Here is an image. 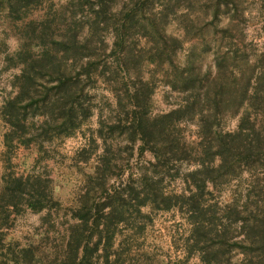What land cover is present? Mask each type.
Returning a JSON list of instances; mask_svg holds the SVG:
<instances>
[{"label":"rangeland","instance_id":"374dc122","mask_svg":"<svg viewBox=\"0 0 264 264\" xmlns=\"http://www.w3.org/2000/svg\"><path fill=\"white\" fill-rule=\"evenodd\" d=\"M216 57L238 91L211 130L241 129L252 154L188 199L196 161L157 163L131 124L159 131L171 115L198 142L197 116L178 110ZM262 73L264 0H0V264L30 246L52 264L75 226L89 247L101 236L97 264H264ZM143 182L164 197L119 207Z\"/></svg>","mask_w":264,"mask_h":264},{"label":"trees","instance_id":"16d2710c","mask_svg":"<svg viewBox=\"0 0 264 264\" xmlns=\"http://www.w3.org/2000/svg\"><path fill=\"white\" fill-rule=\"evenodd\" d=\"M123 44H125V40L122 37L118 38V42L115 44L116 49L123 50ZM174 53V49L168 50L167 63L169 67L173 66L172 57ZM126 58L127 52L123 54L121 63H117V68L123 69L122 72L125 77L130 72L127 62L124 61ZM225 68H227L226 61L222 57H216V69L214 72L211 70L207 71L198 87H195L196 83H194L191 76H188L184 83V90L189 91L190 95L185 104L182 105V111L178 110V112L182 118L197 116L200 127L198 128L197 135V139L199 140L195 144H190L183 138L179 130L175 128L176 126L171 115H165L162 118V120H165V125L159 131L155 130L156 127L143 126L141 119H135L131 124L132 127L136 128L134 131L135 136L140 137L143 144L149 145L152 144L151 142H154L149 147L155 149L157 163H169L188 159L196 161L195 163H197L198 168L189 174V180L193 189L191 198L188 199H193L200 196L199 193H204L209 183L213 184L219 178H226L234 159L240 157L242 160V158H248L252 154V150L250 149L253 147H251L250 143H244L245 136H243L241 129H237L233 133L221 134L213 132L210 127V120L217 118L227 111V106L233 101V96L238 91L234 81L223 82L222 78L225 72H228ZM228 73L231 75L230 72ZM256 83L253 95L254 99L258 100L259 93L261 92L262 94L264 92V73H262V80L258 76ZM136 92L130 99L136 98ZM242 92L243 95L246 94V88H243ZM162 120L161 123H163ZM155 122L159 124V122ZM255 140L259 141L257 138ZM143 183H145L144 187H148V190L146 191V188H143V190L136 192L131 189V192H134V194L132 196L129 192L127 195L128 200L123 199V196L118 194L116 196L118 201H120L118 206L122 207L125 202L129 201L127 203H131L133 201L134 203L130 206H134L138 211L141 206L145 205V202H151L149 199L156 202V199L164 197L156 189L157 182L151 184L148 182ZM170 198L171 196H166L165 199L168 202ZM107 206V203H102L99 205L98 210L102 211ZM194 206L197 207L198 205ZM81 220L77 227L84 229L87 226V221L85 218ZM93 225L95 228H99V225L94 222ZM75 227L70 231L68 240L63 242L61 249L54 252L52 264L98 263V258L94 257L93 253L95 254L96 249L102 242L100 241L101 236L93 243L92 247H89L91 241L86 239L84 230L78 231ZM37 250V248H32L31 246L21 249L20 254L24 260V264H37V262H39L38 264H44L41 256L36 257Z\"/></svg>","mask_w":264,"mask_h":264}]
</instances>
